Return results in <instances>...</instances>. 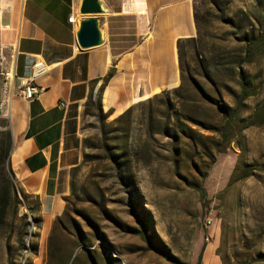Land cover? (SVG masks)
I'll return each instance as SVG.
<instances>
[{"label":"rangeland","instance_id":"obj_1","mask_svg":"<svg viewBox=\"0 0 264 264\" xmlns=\"http://www.w3.org/2000/svg\"><path fill=\"white\" fill-rule=\"evenodd\" d=\"M191 2L196 32L183 47L185 90L174 93L179 76L175 86L120 114L99 112L92 95L82 117L87 154L71 173L63 215L43 235L44 221L28 211L37 204L16 190L0 228V264H171L141 239L142 224L152 245L184 264H196L203 246L201 264H264V172L242 180L246 165L264 169V124L216 153L218 136L186 120L220 123L193 91L208 83L200 77L205 68L217 71L215 88L234 106L225 85L243 51L235 38L242 32L221 15L261 19L264 0ZM10 68L11 53L0 45V94ZM244 70L254 91L241 113L248 118L264 100V54ZM5 115L0 109V132L9 131ZM186 126L206 137L207 150L183 136ZM202 175L204 200L194 188Z\"/></svg>","mask_w":264,"mask_h":264},{"label":"crops","instance_id":"obj_2","mask_svg":"<svg viewBox=\"0 0 264 264\" xmlns=\"http://www.w3.org/2000/svg\"><path fill=\"white\" fill-rule=\"evenodd\" d=\"M103 1L104 43L82 50L80 0H0V45L11 53L15 74L10 106L2 109L12 141L9 165L17 192L37 204L28 211L44 221L45 236L63 215L71 173L87 154L82 117L90 97L99 95L103 111L120 114L175 86L178 42L196 32L191 0ZM36 63L44 71L33 84L43 90L26 101L19 78H32Z\"/></svg>","mask_w":264,"mask_h":264},{"label":"trees","instance_id":"obj_3","mask_svg":"<svg viewBox=\"0 0 264 264\" xmlns=\"http://www.w3.org/2000/svg\"><path fill=\"white\" fill-rule=\"evenodd\" d=\"M264 6V5H263ZM224 22L230 25L237 31L242 32L241 37H235L237 42L243 44V51L239 57L234 61L233 67V79L225 85V89L228 94L234 100V106L228 105L221 96V93L215 88V81L213 76L217 71L210 68H205L204 74L201 75V79L208 81L203 87L194 89V92H198L203 100L208 103V110L220 118L219 125L213 123L190 121V117H186L187 122L193 126L198 127L204 132L216 134L218 136V142L216 143V153H222L238 135L245 129L252 126L264 124V100L261 104L257 105L252 116L243 118L241 113L245 107L246 101L254 95L253 86L247 79V74L244 70V66L251 64L260 54H264V15L261 19L255 18L245 14L237 16L236 19H224ZM253 20V24L251 21ZM198 27V23L196 20ZM195 42L194 38H188L185 40H179L178 57L180 68V80L181 83L178 88L174 90V93L178 94L185 90L187 86L186 78L184 76V53L183 47L185 43ZM113 71L108 75V80L113 76ZM199 84V83H196ZM232 84V85H230ZM96 107L100 112V99L99 95L96 99ZM130 110V109H129ZM183 136L188 139L193 145L207 150V146L204 143L206 137L200 133H197L190 126H186L181 131ZM11 135L9 131L0 132V228L4 225L8 209L16 198V188L13 180V176L9 165V156L11 151ZM256 171L264 172V169H259L256 165H246L244 172L245 175L242 180H245L252 176ZM205 176H201V184L195 186L201 196V200L206 197V191L202 187V182ZM142 232L140 233L141 239L146 242L153 250L159 252L166 261L171 264H184L180 262L175 256H173L162 244L152 245V241L144 233V224ZM202 247L196 264H201Z\"/></svg>","mask_w":264,"mask_h":264},{"label":"water","instance_id":"obj_4","mask_svg":"<svg viewBox=\"0 0 264 264\" xmlns=\"http://www.w3.org/2000/svg\"><path fill=\"white\" fill-rule=\"evenodd\" d=\"M109 10L103 0H80L77 14L82 17L76 33L78 47L88 50L104 43L99 17Z\"/></svg>","mask_w":264,"mask_h":264},{"label":"built area","instance_id":"obj_5","mask_svg":"<svg viewBox=\"0 0 264 264\" xmlns=\"http://www.w3.org/2000/svg\"><path fill=\"white\" fill-rule=\"evenodd\" d=\"M69 21L75 23V18L70 17ZM44 71L41 63H36L33 67V76L29 79L19 78V96L26 101L35 99L42 93L41 88L37 87L34 82V77ZM15 79V74L12 69L4 74V81L2 82L0 94V109L9 108L12 95L11 83Z\"/></svg>","mask_w":264,"mask_h":264}]
</instances>
